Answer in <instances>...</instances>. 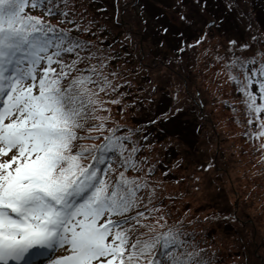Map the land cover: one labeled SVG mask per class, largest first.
<instances>
[{
    "label": "snow or ice",
    "instance_id": "snow-or-ice-1",
    "mask_svg": "<svg viewBox=\"0 0 264 264\" xmlns=\"http://www.w3.org/2000/svg\"><path fill=\"white\" fill-rule=\"evenodd\" d=\"M53 3L0 0V264H143L145 259L159 264L152 255L158 249L167 264H206L197 253L182 252L184 242L172 231L142 238L155 231L143 221L156 209L145 204L147 212L138 210L144 200L139 193L149 185L125 175L142 170L131 130L117 136V129H110L103 143H82L100 139L80 132L104 131L106 117L96 115L97 98L116 88L103 74V63L77 68L97 58L80 55L85 42L26 12L55 15ZM65 53L76 58L65 63ZM256 62L253 57L229 67L244 73L243 81L231 79L244 97L249 124L257 121L259 138L264 136V62L251 74L247 68ZM90 121L100 123L88 127ZM116 158L124 171L113 180ZM58 251L65 255L57 258Z\"/></svg>",
    "mask_w": 264,
    "mask_h": 264
},
{
    "label": "rangeland",
    "instance_id": "rangeland-1",
    "mask_svg": "<svg viewBox=\"0 0 264 264\" xmlns=\"http://www.w3.org/2000/svg\"><path fill=\"white\" fill-rule=\"evenodd\" d=\"M86 1L93 2V0H74L69 5H65V3L63 5L67 7L70 17L81 18V13L86 14L88 18H90L89 13L99 18L105 16L103 4L88 2L85 6ZM129 1L131 0H122L116 4L115 24L117 23V16L120 15L121 4ZM151 5L163 7L161 13L167 21L164 20L167 26L162 27L161 25L157 31L164 34L170 30V35L168 32L167 38L158 37L157 40H154L155 33L150 29L148 32L144 29V18L151 21L158 20L156 13L155 15L149 13L150 8H152ZM135 7L136 13L131 11L132 15H129L125 21L119 22L118 26L112 24L106 17L100 22L101 25L102 23L104 25L109 24L113 30L105 28L104 25L102 27L98 22L86 24L81 18L83 24L88 25L89 28L86 32L83 27H80L76 33L81 35L82 39L88 38L95 42L99 39L101 44H109V46L114 47L117 45L122 48L121 53H118L119 55L114 60H107L106 66L110 76L114 73L112 66L127 67L120 80H124L125 77L129 82L119 83L118 89L123 90L130 84L133 94L142 96L148 88L158 86L164 89L166 94L162 96L160 101L159 96L156 98L159 101V111L157 110V112H162L169 105L172 106L169 110L175 106L170 115L182 111L184 113L180 119H188L197 126L200 118H205L206 111L200 109L198 112V108L192 107L191 103L195 106L194 102L197 100L196 102L201 104L204 98L198 95H200L199 93L204 94L209 106L207 112L212 109L215 125V131H213L209 123L202 122L201 131L202 128L205 131H202L204 135L200 137V147L197 153L194 151L189 153L188 149L181 144L180 152H177V155H172L170 151H167L163 156H158L154 154L156 149H153L152 146L161 143L155 136L154 127L145 123L148 126L144 127L142 135L147 136V138L142 142L143 149L137 161L144 176L149 177L150 175L153 183L165 181L168 185L167 191L170 194L167 193L166 198L158 202L157 216L145 219L144 222L150 226L152 224L159 230L172 231L183 239H186L185 234L188 233L192 248L219 250L228 254L229 251L225 246L229 229L235 233L239 229V225L244 227L246 223L253 224L254 219L257 221L258 227L257 232H255L256 241L260 242V254L264 256V185H259V183H264V177L260 178L263 172L262 166L259 164L261 157H264V136L250 137L259 129L256 120H253L254 124H249L246 107H240L236 113L233 109H224L226 104L234 101L232 98L234 83L231 76L237 75L240 80H244V73L235 67L230 68L229 65L238 58L248 61L255 57L256 64L247 65L251 74L259 67L260 63L264 62V58L257 55V53H264V39H261L264 37V1L137 0ZM48 19L51 24L59 26L55 19ZM211 21L214 24L209 26ZM73 24L76 22L74 21ZM121 32H125V34L122 35ZM173 32H179L178 37L175 38L172 35ZM254 36L256 40L252 39ZM142 37L143 42L141 41ZM179 37L186 38L188 42L176 43ZM161 40L165 42L159 43ZM231 41H235V44L230 43ZM154 44L157 47H153ZM244 45H248V47L245 48ZM161 46L163 47L161 48ZM110 49L111 52L108 53V56L112 57L114 49ZM140 61H144V63L142 64ZM162 62L173 66V69L162 66ZM146 64L151 66L148 69L152 72L153 78L152 82L148 83L151 85L150 87L144 85L149 79L144 69ZM190 76L192 79H188ZM113 82L117 83L116 80ZM184 82L191 87L189 92H187ZM131 99L136 101L133 97ZM172 100L174 104L170 103ZM110 106L112 108L108 112L115 117L105 119L103 121L104 131L100 133L93 131L95 137L109 134V130L112 129V122L124 117L116 110L118 108L117 103H111ZM130 111L133 112V109ZM260 119H264V113L260 114ZM170 129L173 130L172 126ZM215 134L217 137L219 134L221 135L220 146L222 150L225 149L226 157L224 159L228 170L220 171L218 169L222 167L220 159L218 165L215 166L218 151L217 138H213ZM94 141L97 142L98 139ZM175 143L180 142L172 138L167 144L169 147L174 145L170 147L173 153H175L172 149L176 148ZM240 152L243 154L239 157ZM232 153L234 157L230 158ZM181 154H184L185 157L189 154L192 162L184 161L180 170L178 169L179 166L175 170H171L178 160L177 157L181 158ZM154 161L158 163L155 164ZM207 162L209 169L205 172L201 171L199 166L205 165ZM217 166L219 167L217 168ZM129 175L126 174L129 179L134 178L143 183L141 179L137 178V173L130 172ZM179 178H181V184L171 183L174 179ZM143 193L147 194L148 191H143ZM251 193H259L262 196L260 199L253 200L254 204H245L248 202L247 199L250 201ZM168 210L173 211L175 215H182L183 213V218L178 219V222L186 220L185 222L191 223L198 217L199 219L204 218V222L198 226L190 225V229L183 231L180 229L182 225L177 226L174 221L167 217H160ZM241 211L245 212L244 216ZM217 213L237 215V222L235 223L232 216L229 215L228 219L234 226H226L227 223L215 227L211 226L209 217L214 214L217 215ZM162 223L165 224L163 227ZM210 232L215 234H213L212 239L207 236ZM249 234L252 236L251 232ZM227 263L236 264V258H229Z\"/></svg>",
    "mask_w": 264,
    "mask_h": 264
},
{
    "label": "trees",
    "instance_id": "trees-1",
    "mask_svg": "<svg viewBox=\"0 0 264 264\" xmlns=\"http://www.w3.org/2000/svg\"><path fill=\"white\" fill-rule=\"evenodd\" d=\"M74 0H68L67 4H71ZM122 0H93L92 1H88V2H92L94 4H97V2L103 4L105 7V16L99 18L96 17L95 15L93 16L92 13H89L90 18H88V16L84 13H81V18L83 19V21L86 24H95L96 22H98L100 24V22L102 20H104V18L106 17L107 20H110L112 22V24L114 25H119V22L125 21V19L130 15H132L131 11H134L136 13V7L135 5L137 4V0H131L129 2H124L121 4V8H120V15L117 16L116 19V24L114 21V15L116 12V4L120 3ZM144 1V0H143ZM264 1V0H263ZM86 1V3L84 4L86 6V4L88 3ZM64 4V0H54L53 3V12L55 13V15L49 16L46 14V12L44 10H26V12L28 14H31L33 16H37L40 17L42 20L44 19V22L46 24L51 25V23L48 21V18H52L54 17L58 23L60 24V27L54 25L56 27V29L58 31L61 32H68L70 33L71 37H74L80 41L85 42V44L87 45L86 49L84 51H80L79 49L77 51H80V55L81 56H91V55H95L97 58L96 59H92L90 61H85L83 63H80L77 65V68L83 70L86 69L88 67H90L91 65H96V66H100L101 63H103L104 67L102 69L103 74L108 76V79L111 80L113 82V80H116L117 83L113 82L116 90L115 91H110L109 89H107L106 92H99L98 95V111L96 112L97 116L100 117H106V119H109L111 117H115V115L113 114H109L106 112V109L108 108V102L109 101H114V100H118V111L119 113H121L124 117L122 118H118L116 119L114 122H112V129H117L116 131V135L117 136H127L129 135V130H131V135H132V140L136 143L137 147L139 148V151L135 154V159L138 160L139 155H141V150L142 148V142L143 140H145L147 138V136L142 135L143 134V129L144 127H147L148 124L150 127H154V131H155V136H157L158 138V142L161 144H157V146H152L153 149L155 148V155L158 156H163L164 154H166L167 151H170V154L172 155H177L176 153L180 152L179 148L181 146V144H183L189 151V153L191 151H194V153H197L200 147V137L204 135L205 131L202 128L201 131V125L203 124L202 122H207L210 124L211 126V130L215 131V125L213 122V111L212 109H210V111L207 112V107L208 106V102L205 99L204 94L199 93L200 96H203V101L201 102V104L197 103L196 101L194 102V105L191 103V106L194 108H198V112L200 109H203V111L205 112L206 116L205 118H200V122H198V126L194 124V122L185 119L182 120L180 119L182 117V111H180L179 113H176L175 115H170L172 113V111L174 110L175 106H173V108L171 110H169L172 106L169 105L166 108H164V110L162 112H157L158 110V103L159 101L163 98L162 96H164L166 94L164 89L159 88L158 86H156L155 88H148L145 91V94L142 96H137L133 94V90L130 88V84H128L126 87H124L123 90L118 89V84L119 83H126L129 82L127 79L124 80H120L121 79V75L123 74V72H125L127 70V67H123L122 65H116V66H112V70L115 73V75H109L107 70H106V66H107V60L108 59H112L114 60L116 58V56H118V53H121L122 48H120L119 46L115 45L114 46H109V44H104V43H100L99 39H97V42L95 41H90L88 38L87 39H82L81 35H79L78 33H76V30L80 27H83V29H88L89 26L83 24V21L81 18L78 17H70V13L67 12V7ZM144 4V3H143ZM47 7V6H46ZM146 7V6H145ZM150 7V12L151 14L156 13V16L158 17V20H153L151 21L150 19H145V24H144V29L145 31L148 29L152 30L155 33V36H153L154 40H157L156 38L160 37L162 38H167L168 37V32L170 30H167L164 34L159 33L157 31V28L159 26H167V24H165L164 20L166 21V19L163 17L162 15V8L163 7H159L157 5H151ZM149 10V9H148ZM153 13V11H155ZM29 11V12H28ZM42 11V12H40ZM61 12H66L67 15L66 16H61L60 13ZM40 15H37L39 14ZM122 14V15H121ZM47 17V18H46ZM76 22V24H73V22ZM153 22V23H152ZM167 22V21H166ZM101 25V24H100ZM103 23H102V27H103ZM113 25V26H114ZM105 28H109L112 29V27L107 24L104 25ZM163 26V27H164ZM113 30V29H112ZM87 32V31H86ZM108 32V31H107ZM111 32V31H109ZM113 33V32H111ZM145 33V32H144ZM143 33V34H144ZM121 34H125V32H121ZM179 32H173L172 35L176 38L178 36ZM170 35V32H169ZM160 40V39H158ZM182 40H184V38H180L178 40H176V43H182ZM141 41L143 42V37L141 38ZM140 41V43L143 45V43ZM162 41V40H161ZM159 41V43L161 42ZM111 42V41H110ZM113 43V42H111ZM157 45L154 44L153 47ZM163 46H161L162 48ZM114 49V54L112 57L108 56V53L111 52V49ZM66 56V58H65ZM65 58V59H64ZM76 58V54L75 53H67L64 54V62L65 63H71V61L73 59ZM241 60L240 58L236 59L235 61ZM141 62V61H140ZM172 62V61H170ZM142 64L144 63L141 62ZM162 66L173 69V66L167 65L166 63L162 62ZM144 69L146 70L147 74H148V81H146L144 83L145 87L148 86L150 87L151 85L148 84L149 82H152V72H150L148 69L151 68L150 64L149 65H144ZM237 69V68H236ZM238 71H240L239 69H237ZM234 71L236 72V70L234 69ZM238 73V72H237ZM86 74V73H85ZM250 74V73H249ZM73 76H76L77 73L73 72L72 73ZM237 76V75H236ZM238 77V76H237ZM194 78V77H193ZM239 78V77H238ZM188 79H192V77H188ZM242 81V80H241ZM131 82V81H130ZM185 83V82H184ZM186 87H187V92L190 91L191 87L188 86L185 83ZM93 88L96 89V91H98V88H96L95 85L92 86ZM251 91L253 93H256L258 91V87L257 85L254 83L252 85ZM159 96V101H157L158 99H156ZM136 99V101L132 100L131 98ZM161 97V98H160ZM232 98H233V102L232 103H228L226 104V106L224 107L225 110H229V109H233V111L236 113L237 109H239L240 107H245V103H244V97L242 96V94L240 92H238L237 90V86L234 84V91L232 93ZM214 100V98H213ZM157 102V103H156ZM200 102V100H199ZM170 103L174 104V101H170ZM257 103H260L259 97L257 99ZM155 108V109H154ZM133 109V112H131L130 110ZM159 111V110H158ZM168 115V116H167ZM170 115V116H169ZM134 116V117H133ZM167 116V117H166ZM100 123V121H90L88 123V127H90L92 124H98ZM148 123V124H145ZM254 124V123H253ZM172 126L173 130L170 129V127ZM159 129H157V128ZM100 133V132H99ZM112 133L110 132L107 135L104 136H108L111 135ZM80 135H91L93 137H95V135H93V132L86 133V132H80ZM99 136L101 134H98ZM254 135H250V137H253ZM173 139H177L179 140L180 143H175V147L176 148H172L175 153H173V151L171 150L170 147H173L174 145H171L170 147L167 145L169 144L170 140ZM213 138H217L216 143L218 144V151H217V163H215V166L218 165V161L219 159L222 161V167L218 168L219 166H217V168L220 171H224V170H228V168L226 167L225 164V149L222 150L221 145V135L219 134L218 137L216 136V134L213 136ZM172 142V141H171ZM82 143H84L86 146H91L92 144H96L99 145L101 143H103V136L100 137V139H98L97 142H95L94 140L88 139V140H84ZM199 144V145H198ZM132 144L129 143L128 144V148L131 149ZM187 151V152H188ZM153 154V156H154ZM243 153L240 152V155H242ZM125 155H127V153H125ZM180 155V154H179ZM251 156V155H250ZM230 158L234 157V154L232 153L230 156ZM249 157V156H248ZM177 162L172 166L171 170H175L178 166V169L180 170L182 164H184V161H188V163H191L192 161L191 156L189 154H187V156L185 157L184 154H181V158L177 157ZM84 162V164H88L91 161L90 160H85L82 161ZM155 164H157V161H154ZM167 164V163H166ZM259 164L262 166V175L260 178L264 177V157H261V161L259 162ZM208 166V162L204 165H200L199 169L201 171H207L209 169ZM112 167L116 170L115 174H113L111 176V178L113 180L116 179V177L118 176L119 172L124 171L123 168L120 167V162L119 159L116 158L114 160H112ZM207 168V169H206ZM206 169V170H205ZM128 174L129 175V171L125 173V175ZM178 177H180L179 175H177ZM147 182L149 185V188L147 189L148 193L144 194L143 192H141V196L144 197L143 203H141L140 208L138 209L139 211H147L144 207L145 204L148 205L149 209L152 208H156L158 207V202L159 201H163L166 196L167 193L168 195L170 194L167 191V183L165 181H160L159 183H153L152 181H147L145 179H143V182ZM177 183V184H181V178L179 179H174L171 183ZM259 185H264L259 183ZM264 188V186H263ZM154 190V191H153ZM260 195L259 193H251L250 197V201L249 199H247L248 202L247 203H251L254 204L253 200H257L260 199ZM149 197H151L152 203L148 204V199ZM263 208V206H262ZM241 214L244 216L245 212L241 211ZM148 215L152 218L157 216V211L154 212H150L148 213ZM165 216L169 217L172 221H174V223L178 226L179 224L182 225V227L180 228L183 231H186L188 229H190V225H201L203 224V219H199L195 218L194 221H192L191 223L185 222V221H181L178 222V219H182L183 216L182 215H174L172 213V211L168 210L165 214ZM232 216L233 221L236 223L237 222V215H233L232 213H227V214H222V213H217V215H212L210 216V223L211 226H218V225H223L226 224V226H234V224H231L228 216ZM253 224H249L246 223V225L244 227L239 225V229L234 233L231 229H229V233L227 234L226 238H227V242H226V249L229 251L228 254L223 253L222 251L219 250H205L204 248H192L191 247V243L189 242L190 239L188 237V233L185 234V238L183 239L181 236H179L178 238L184 242L183 248L181 249L182 252L185 253H197L198 256L200 258H202L204 261H206V264H228L227 261L229 260V258H236V264H263L264 261H262V259H264V256L260 254V242L256 241V234L255 232H257V221L254 220ZM144 224H146L143 221ZM243 225V224H242ZM151 226L153 227V225L151 224ZM156 229V228H155ZM179 229V230H180ZM249 229V230H248ZM139 232H147L146 228H139ZM166 232V231H165ZM252 234V236H250V233ZM162 234V233H161ZM214 233H209L207 236L209 237V239H212ZM159 234H155V232H148L147 235H145L144 237H142L143 239H148L149 237L152 236H156ZM215 235V234H214ZM200 237V236H199ZM134 238V237H133ZM214 241V240H213ZM223 246V244H222ZM157 254L156 257L159 260V264H162L163 260H165L167 257H165L164 255H162V250H156ZM155 251V252H156ZM170 251H174V250H170ZM176 254H180V253H176Z\"/></svg>",
    "mask_w": 264,
    "mask_h": 264
}]
</instances>
